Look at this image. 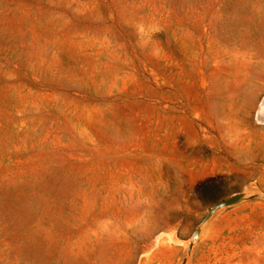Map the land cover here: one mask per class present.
I'll use <instances>...</instances> for the list:
<instances>
[{
  "label": "rangeland",
  "instance_id": "374dc122",
  "mask_svg": "<svg viewBox=\"0 0 264 264\" xmlns=\"http://www.w3.org/2000/svg\"><path fill=\"white\" fill-rule=\"evenodd\" d=\"M0 264H264V0H0Z\"/></svg>",
  "mask_w": 264,
  "mask_h": 264
},
{
  "label": "water",
  "instance_id": "95a60500",
  "mask_svg": "<svg viewBox=\"0 0 264 264\" xmlns=\"http://www.w3.org/2000/svg\"><path fill=\"white\" fill-rule=\"evenodd\" d=\"M239 198V195L238 194H235V195H232L224 200H221L218 205L220 206H223V205H229L231 203H234L237 199ZM214 207L210 208L209 211H208V214H211L213 211H214ZM207 215L204 217L206 218Z\"/></svg>",
  "mask_w": 264,
  "mask_h": 264
}]
</instances>
